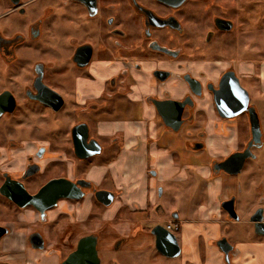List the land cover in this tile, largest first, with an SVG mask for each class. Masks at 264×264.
<instances>
[{"label": "flooded vegetation", "instance_id": "obj_1", "mask_svg": "<svg viewBox=\"0 0 264 264\" xmlns=\"http://www.w3.org/2000/svg\"><path fill=\"white\" fill-rule=\"evenodd\" d=\"M0 8L5 10L0 12V97L5 96L0 99V190L22 184L36 196L51 181H86L78 187L82 198L42 201L40 206L56 204L45 212L20 208L0 194L5 221L0 226L9 229L0 243L13 233L10 224L25 233L21 256L0 250V264H195L183 222L199 217L192 211L210 200L207 186L219 179L218 203L225 214L215 216L219 234L197 238L203 245L200 264H252L230 240L227 226L249 224L264 238L251 221L264 209V197L246 220V178L239 180L247 162L257 160L259 148L252 149L256 157L245 161L239 174L220 169L252 138L241 135L246 125L240 119L246 123L248 114L223 118L216 102L225 96L222 82L232 95L236 80L246 90V0H5ZM43 94L60 109L35 100ZM156 101L185 103L178 131L162 120ZM146 108L155 113V128L147 129L136 148L145 153L147 180L135 188L145 204L135 203L129 214L134 230L122 234L110 230L115 224L108 226L105 214L111 207L97 200L95 190L115 194L114 203L120 193L115 187H96L72 166L73 131L88 125L90 140H109V155H118L126 134L106 136L98 128L136 121ZM52 124L69 129L46 136L45 126L49 133ZM154 146L173 156L187 174L184 182L162 179V171L153 168ZM60 147L63 152L55 158ZM194 161L206 165L209 175L190 169ZM229 201L237 218L223 208ZM221 246L232 249L226 254Z\"/></svg>", "mask_w": 264, "mask_h": 264}, {"label": "crops", "instance_id": "obj_2", "mask_svg": "<svg viewBox=\"0 0 264 264\" xmlns=\"http://www.w3.org/2000/svg\"><path fill=\"white\" fill-rule=\"evenodd\" d=\"M260 75L263 80L264 70ZM131 113L132 111H130V114ZM154 117L155 113L153 110L146 108L142 119H137L136 121L131 122H117L116 124L104 123L101 125L98 128V131L102 135L113 136L117 131H123V133L126 134V139L121 144V151L118 153L117 157L110 162H105L108 160V157H110V155H108L107 158L104 159V161L102 160L99 162L98 165H95L90 169L86 166L81 170V172H85L87 174L88 179L93 182L96 187H115L120 193L118 197L119 200L116 201L110 209L106 210L105 217L108 226L112 222L114 224L116 223L114 228H110V230L117 231L122 234H128L134 230V227L130 222L129 214L132 209L135 208V203L139 202L141 205L145 204L141 201L142 198L135 192L136 185L140 182V180H143V182H146L147 180L144 173L146 166L144 164L145 153L137 152L136 148L140 147L142 144L141 138L145 139L147 129L152 127L153 129L155 128ZM154 131L155 130H153V132ZM56 151L57 153L55 154V158H59L61 155V149L59 148ZM152 157L153 168L158 167L162 171L163 180H170L173 182L185 181L187 174L183 171L180 172V170L176 167L172 155H168L165 151L158 150L154 146ZM90 160H87L86 162ZM195 162L196 161L192 163ZM72 166L75 167V165ZM190 169L198 171L205 176L209 175V168L207 166L200 167L195 163L193 166H190ZM109 179L112 180V183L110 182L111 184L108 183ZM191 182H193V180ZM220 185L221 180H215L208 184L207 189L211 193L210 200L206 203L201 202L202 205L200 208L197 207V210L195 208V211L193 210L192 213L190 211L191 214L199 216L197 219L191 218L186 220L184 230V236L187 238L186 248L191 252L190 258L195 264L201 263L199 260V253L201 251L200 248L203 247L201 244L202 242L199 243L197 238L206 235L215 237L216 234H219L220 220L215 218V216H219L220 214L219 208L217 209L219 205L218 192L220 191ZM124 207H126L125 210ZM206 211H208L207 214ZM117 215L121 216L120 220H117ZM115 217L116 219H114ZM19 221H26V219L23 216H20ZM10 225L14 230L13 233L6 237V239L2 242L0 246V250L2 252L1 254L5 255V253H10L17 255L10 256L19 257L24 251L25 233L22 227L18 226L15 228L13 224ZM210 251L211 250H208V253H210ZM243 254H246V258L250 256L249 252H245Z\"/></svg>", "mask_w": 264, "mask_h": 264}, {"label": "water", "instance_id": "obj_3", "mask_svg": "<svg viewBox=\"0 0 264 264\" xmlns=\"http://www.w3.org/2000/svg\"><path fill=\"white\" fill-rule=\"evenodd\" d=\"M166 1V0H162ZM14 5H17L16 3ZM41 79V78H40ZM41 81V80H40ZM44 88L50 90L46 86L43 85ZM222 90L226 89L224 92L225 96L221 100L218 97L216 98V102L218 105V111L223 118L233 119L236 118L243 113L248 114L249 122H250V129H251V141L248 144V147L243 153H237L226 161L220 164V169L230 173L237 175L241 172L245 161L250 158H255V154L253 153L252 149L257 147L259 149L263 148L264 146V133L262 130V123L259 116V113L254 105H251V96L247 90H243L239 82L236 80L233 84L234 88V95L230 92V88L224 85L222 82ZM230 92V94H229ZM240 96L238 98L237 94ZM57 94V93H54ZM58 95V94H57ZM229 95V96H228ZM59 96V95H58ZM5 96L0 97V99L4 98ZM35 100L40 101L43 104H46L56 111L59 108L54 106L47 98V95H38L36 96ZM156 109L162 118V120L167 124V126L173 128L175 131H178L181 127V116L183 113V109L185 103H178L172 101H156ZM180 105L179 109H175L173 105ZM175 121L174 123L172 122ZM73 144H74V151L75 156L79 161H87L96 156L102 154L103 146L97 140H90V131L89 127L86 124H82L77 126L73 131ZM86 181H78L77 183H70L65 182L63 180H55L48 183L36 196H30L29 193L26 191L24 185H16L11 186L6 184L0 190V194L17 204L20 208H27V207H34L36 210L45 212L47 209L53 208L56 204H51L49 206H40L39 203L42 201H56L61 198H73V199H80L83 197L78 196L77 192L82 190L79 189V185H83ZM88 183V182H87ZM17 191V194H16ZM76 192V195L73 193ZM97 200L104 204L107 208L111 207L115 201V194L112 192H108L105 190L97 191L95 190ZM17 196H21L24 199V202H21ZM264 203V199L262 201ZM224 210L230 214L231 218H237L236 211L234 210V201L225 202L223 204ZM264 209H261L257 212V214L252 218V222L256 224V233L259 235L264 234ZM9 234V229L0 226V240ZM159 240V239H158ZM227 246H229L227 240H223ZM227 246H221V250L226 254L232 249L228 248ZM162 246L158 245V249L163 251ZM166 255V254H165ZM69 262V261H67Z\"/></svg>", "mask_w": 264, "mask_h": 264}, {"label": "rangeland", "instance_id": "obj_4", "mask_svg": "<svg viewBox=\"0 0 264 264\" xmlns=\"http://www.w3.org/2000/svg\"><path fill=\"white\" fill-rule=\"evenodd\" d=\"M3 1L5 0H0V3H2ZM2 11L5 10L0 8L1 13ZM263 70H264V0H246V90L250 93L251 104L256 107L259 113L262 123V130L264 133V91H263L264 79L263 80L260 79L261 76L260 74L262 73ZM123 110L125 111V109ZM122 114H124V112H122ZM139 119H142L141 113L139 115ZM240 120L242 124L246 125V131L242 132L241 135H246V141H247L252 136L250 129V122L247 116H246V123L242 122L244 121L243 119ZM48 127L49 126H45L46 130L44 129V134L46 136L52 134L58 135L60 133L67 132L69 129L68 128L69 125L63 127V125L61 124H52L50 132L47 133ZM59 129L61 131H59ZM222 131L224 134H226L228 133L229 128L227 126H224ZM60 140H63V138H60ZM43 141L48 143L49 139L43 138ZM210 142H212V140ZM109 143H111L109 140L101 139L100 144L102 146H105V151L100 156H97L88 162L79 161L74 156V160L72 163L75 165V169H76L75 172L80 174L81 170L84 167L87 166V168L90 169L93 166L98 165V163L101 162L102 160L104 161V159H106L107 156L109 155V150L107 149ZM64 150L66 151L65 147ZM60 152L62 153L63 151ZM254 153L257 156V160H249L246 164V175L239 177L241 183L242 182L245 183V178H246V190H245L246 193L242 197V199L245 198L246 200V209L242 211V214L246 212V220L253 212V210L256 207L260 206L259 200L261 199V197H264V146L263 148L254 151ZM116 156H117L116 153H114V155L108 157V160H106L105 162L112 161L114 158H116ZM195 163L197 165H201V167H206L204 164H201L198 161H196ZM195 163H191V164L193 165ZM110 182L111 181H108V183ZM255 186H257L258 189L256 190V192L254 191ZM259 192L263 193L262 196L259 194ZM218 208L220 212L219 216L221 215L224 216L225 213L220 211L219 205L217 209ZM207 212L208 211H206V214ZM4 222H5L4 220L0 219V224H3ZM185 224L186 221L183 222L182 233H184ZM227 227H230V233H229L230 240L234 244H236V246L240 249L242 253L245 252L250 253V257L248 259L246 258V262L252 261L253 262L252 264H264V238L263 240L259 238L253 231L252 226L249 224H247V226L242 224H229ZM238 236H240V238H237ZM243 239H246V241ZM1 244L2 243H0V246ZM243 262L241 261L240 264H242Z\"/></svg>", "mask_w": 264, "mask_h": 264}]
</instances>
